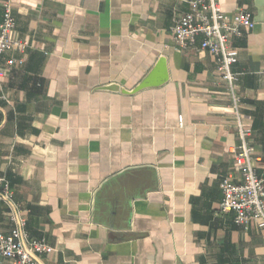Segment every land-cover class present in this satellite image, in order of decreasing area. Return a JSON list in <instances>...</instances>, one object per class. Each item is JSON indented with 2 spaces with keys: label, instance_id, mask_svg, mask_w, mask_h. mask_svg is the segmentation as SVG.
Instances as JSON below:
<instances>
[{
  "label": "crops",
  "instance_id": "0c3cea01",
  "mask_svg": "<svg viewBox=\"0 0 264 264\" xmlns=\"http://www.w3.org/2000/svg\"><path fill=\"white\" fill-rule=\"evenodd\" d=\"M0 0V18L1 3ZM12 38L0 78V177L30 239L53 251L38 264H264V228L219 211L221 180H240V144L216 58L177 50L175 0H8ZM245 7L254 25L231 39L253 166L264 173V0ZM159 57L167 81L133 89ZM6 98L2 99L1 96ZM0 200V235L15 226ZM0 257V264H6Z\"/></svg>",
  "mask_w": 264,
  "mask_h": 264
},
{
  "label": "built area",
  "instance_id": "2783aa9c",
  "mask_svg": "<svg viewBox=\"0 0 264 264\" xmlns=\"http://www.w3.org/2000/svg\"><path fill=\"white\" fill-rule=\"evenodd\" d=\"M185 4L187 10L179 15L171 28L172 41L177 50L196 46L207 50L215 56L217 71L225 82L230 107L233 113L235 128L240 144L230 149L233 166L240 173V180L234 181L228 175L220 184L222 199L219 211L234 213V222L247 226L251 222L264 228V173L257 174L253 166L254 147L249 142L251 129L246 126L241 117L239 97L236 82L239 73L234 70L237 61V51L231 46V39L240 36L245 29L254 25L251 13L245 7H239L233 13L222 11L218 0H175ZM14 17L8 0L1 3L0 18V78L5 77L11 65L10 59L2 62L4 54L16 49L23 52L28 46L25 40L12 38ZM2 99L6 98L2 95ZM13 190L9 183L0 177V200L11 206L10 219L15 222L14 228L8 234L0 235V257L6 259V264H38L35 255L48 254L53 251L45 240L30 239L23 231L25 219L20 216V210L12 200Z\"/></svg>",
  "mask_w": 264,
  "mask_h": 264
},
{
  "label": "water",
  "instance_id": "95a60500",
  "mask_svg": "<svg viewBox=\"0 0 264 264\" xmlns=\"http://www.w3.org/2000/svg\"><path fill=\"white\" fill-rule=\"evenodd\" d=\"M167 69L165 64V58L159 57L151 70L139 81V83L133 89H124L116 83H110L99 87L101 90L111 91V92H121L123 94H135L143 89L157 87L164 84L167 77Z\"/></svg>",
  "mask_w": 264,
  "mask_h": 264
}]
</instances>
